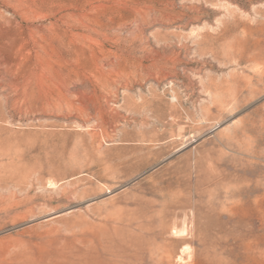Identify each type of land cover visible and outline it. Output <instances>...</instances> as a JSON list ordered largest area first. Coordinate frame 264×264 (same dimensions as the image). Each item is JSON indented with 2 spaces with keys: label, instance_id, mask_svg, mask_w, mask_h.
<instances>
[{
  "label": "rangeland",
  "instance_id": "1",
  "mask_svg": "<svg viewBox=\"0 0 264 264\" xmlns=\"http://www.w3.org/2000/svg\"><path fill=\"white\" fill-rule=\"evenodd\" d=\"M164 249L264 264V0H0V264Z\"/></svg>",
  "mask_w": 264,
  "mask_h": 264
},
{
  "label": "bare ground",
  "instance_id": "2",
  "mask_svg": "<svg viewBox=\"0 0 264 264\" xmlns=\"http://www.w3.org/2000/svg\"><path fill=\"white\" fill-rule=\"evenodd\" d=\"M182 231H184L183 229L182 230H175L173 232L175 233H181ZM171 252L172 250L171 249H164L163 251H160V253L157 251H151L150 252V257H151V263L152 264H163L165 261L169 263L170 259L172 258L171 256ZM183 252H186L185 250ZM179 256V259H182V255H178Z\"/></svg>",
  "mask_w": 264,
  "mask_h": 264
}]
</instances>
